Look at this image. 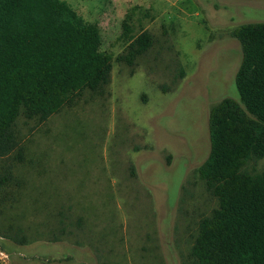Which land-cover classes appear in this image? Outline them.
I'll return each mask as SVG.
<instances>
[{
    "label": "rangeland",
    "instance_id": "rangeland-1",
    "mask_svg": "<svg viewBox=\"0 0 264 264\" xmlns=\"http://www.w3.org/2000/svg\"><path fill=\"white\" fill-rule=\"evenodd\" d=\"M63 1L97 26L110 79L46 120L17 117L23 157H0V264H192L198 221L217 206L196 172L208 113L238 98L230 31L264 22V0ZM142 31L149 49L117 61Z\"/></svg>",
    "mask_w": 264,
    "mask_h": 264
},
{
    "label": "trees",
    "instance_id": "trees-1",
    "mask_svg": "<svg viewBox=\"0 0 264 264\" xmlns=\"http://www.w3.org/2000/svg\"><path fill=\"white\" fill-rule=\"evenodd\" d=\"M133 9L122 21L128 39ZM230 35L241 47L238 98L224 97L208 113L210 149L196 172L217 206L198 221L192 264H264V169H244L264 157V22L241 24ZM151 44L142 31L116 60L133 65ZM111 69L97 26L67 2L0 0V157H23L14 132L19 115L46 120L84 90L101 89Z\"/></svg>",
    "mask_w": 264,
    "mask_h": 264
}]
</instances>
